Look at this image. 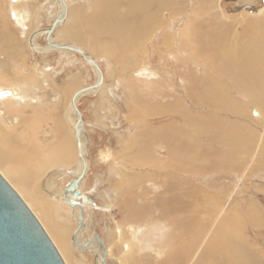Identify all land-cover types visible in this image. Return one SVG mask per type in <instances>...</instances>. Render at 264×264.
I'll return each mask as SVG.
<instances>
[{
	"label": "rangeland",
	"instance_id": "374dc122",
	"mask_svg": "<svg viewBox=\"0 0 264 264\" xmlns=\"http://www.w3.org/2000/svg\"><path fill=\"white\" fill-rule=\"evenodd\" d=\"M34 1L23 29L10 17V1L0 0L6 16H0V32L10 28L24 53L10 66L13 55L5 51L9 45L0 41V66L6 63L13 72L31 77L33 83L25 92L27 106L19 108L33 123L44 154L65 129L73 157L43 166L36 159L17 162L16 167L27 174L23 184L10 176L8 181L17 193L36 190L51 222L70 228V252L64 258L54 236L44 229L64 263L99 264L101 249L88 230L94 225L106 249V264H170L172 228L190 220L203 230L192 261L219 224L230 219L255 264H264V91L261 99L252 95L219 60L205 59L207 50L198 52L193 35L188 34L186 41L187 29L195 22L208 26L213 15L229 25L227 42L240 45L235 40L242 42L246 37L247 22L263 18L264 0H180L162 12L155 30L123 48L110 46L109 37L92 32L83 17L75 23L82 28L79 35L85 44L61 40L77 8L90 13V0H64V5L58 0ZM61 8L63 20L47 45L46 29ZM65 44L83 50L102 75V84L76 101L83 120L80 135L86 172L77 186L80 195L74 197L89 212L83 224V239L91 243L87 250L72 248L76 225L72 216L67 217L71 208L62 189L79 174L76 119L69 103L78 90L98 81V74L79 54L56 49ZM207 83L213 97L202 93ZM65 87L69 88L65 91ZM36 96L38 103H31L29 98ZM24 117L13 136L26 132ZM172 132L173 141L168 139ZM0 149H4L1 143ZM170 149L183 153L171 155ZM14 168L0 164L1 171ZM87 240L80 238L83 243Z\"/></svg>",
	"mask_w": 264,
	"mask_h": 264
},
{
	"label": "bare ground",
	"instance_id": "6f19581e",
	"mask_svg": "<svg viewBox=\"0 0 264 264\" xmlns=\"http://www.w3.org/2000/svg\"><path fill=\"white\" fill-rule=\"evenodd\" d=\"M9 1L13 6V10L10 12V17L11 13H13V19L20 23L23 29H27L25 23L29 15V10L32 9L35 1ZM178 1L180 0H124V3H122V0H90V4L88 5L90 13L86 11L85 8V10L81 7L77 8L75 14H72L69 24L66 26L63 34L60 37L61 40H73L77 43L85 44V38L79 35L82 28L78 23H75V19L78 17H83L85 19V23L88 22L93 27L92 32H95L98 35H107L109 37L110 46L123 48L135 41H139L143 35L151 33L153 30H155L159 24L160 15L162 12L165 10L168 11L172 6L176 5ZM0 13L2 18H6L5 11L2 12L1 8ZM63 17V8H61L60 14L57 18L59 19L58 24L63 20ZM207 23L208 26L204 27V25L200 22H195V24L190 27V29L186 30V41H189L188 39L191 37H188V34L193 35L191 40L197 45L198 52L201 53L205 50L208 51V56L205 59L208 61L213 60V63L219 60L222 68L233 71L236 76L240 77V82L249 87L250 91L252 92L251 94L261 99L263 96H261L260 93L264 91V16L259 21L251 22L249 20L247 22L246 25L250 28H248V31H246V37H244L242 42L235 40L236 43L240 44L236 46H233L232 43L227 42L226 36L230 32L228 27L229 25L223 24L222 21H219V19L213 15L209 18ZM253 24H256L257 27ZM8 29L3 27V30L0 32V41L4 45H9L7 46L9 49H6L5 51L8 53L10 52V54L13 55V58L11 57L12 63L8 62L10 66H13V64L16 65L15 59L17 60V58H21L24 53L23 46L18 45L19 40L17 38L15 39L14 33ZM235 36L236 35L233 36L234 39ZM88 58L92 60L90 56H88ZM30 78L31 77L28 76L26 77V75H21L20 72H13L12 68L6 66V63L4 67L3 65L0 66V87L9 85V87L0 89V91L4 90L10 92V95H1L0 97V143L4 148L0 149V164H5L9 169L16 167L17 162L19 164L20 161H25L28 158L33 160L36 159L38 162H40V166H43L46 163L62 162L66 160L68 161L70 160L71 156L73 157L72 145H68L67 134L64 131L65 129L58 133L59 135L57 142L51 146L46 155L43 152L44 149H41V144L38 143V138L33 132V128L31 127L33 123L30 122V118L26 120V118L23 116L22 109L19 108V106L23 104L26 105L25 103L28 99H26V97L28 96H26L25 92L30 90L29 86L33 83ZM23 84H26L28 88L26 87L23 90L20 86ZM68 88L69 87H65L64 90L66 91ZM212 89V86L208 85L207 83L202 93L204 92V94L214 96V90L212 91ZM38 99L39 98L37 96L31 97L29 98V101L35 104L38 103ZM38 109V107L35 109V115ZM68 110L69 112H72V108L70 106ZM23 117V120H25L26 124L25 128H27L26 132H22L21 134L18 133V135L13 136V134H15L17 131L18 126L21 125V118ZM23 120L22 124L24 122ZM36 120H38V118ZM60 125V129H63V124ZM202 125H205V123H202ZM79 130L82 132V128L79 127ZM173 133L174 132L168 134V139L171 141H173L175 138L173 137L174 135L172 136ZM169 153L171 155H182L183 150L170 149ZM82 154L84 157L85 149L83 145ZM76 157L78 159L77 173H79L81 169V158L78 156V153ZM35 168L36 166L34 169ZM30 170L32 169H29V171ZM13 172H16V174ZM0 175L6 181H8V177L10 176L13 177L15 181L22 183V177L26 176L27 174H24L21 170H19L18 167H16L12 170V172L0 170ZM28 176L31 177V175ZM62 192L67 200L71 199L83 208L77 198L72 195L67 196L64 193V190ZM18 193L30 210H32V213L35 215V217H37L41 222L42 227H44L46 231L49 230L54 236L59 244L60 249L56 244L55 245L60 251L62 257L64 254L69 253L70 240H68V234L70 228L67 226L61 227L51 222V218L45 212L47 210L42 204L39 203L40 201H38L36 190H32L30 194L27 195L25 191ZM25 195L29 201L24 199ZM38 215L42 217L44 222L40 220ZM229 220L230 219H224L223 222L219 224V226L211 235L210 240L202 249L199 256L192 261L191 259H193L195 256L194 254L198 248L199 240L201 239V233L203 230L194 224L192 220L174 224V228H172V243L169 246L171 254L169 263L255 264L256 261L249 251L244 239L240 236L238 237L237 231L234 230L231 221ZM75 230L76 227L71 235V241L74 240L80 242V238L82 236L81 234L84 231V225L82 230L76 236L73 235ZM237 237L239 240L234 242ZM94 244L96 245L98 243L96 242ZM99 247L101 251L99 254L97 253L98 263L102 264L103 258H106V249H103L100 245Z\"/></svg>",
	"mask_w": 264,
	"mask_h": 264
},
{
	"label": "water",
	"instance_id": "95a60500",
	"mask_svg": "<svg viewBox=\"0 0 264 264\" xmlns=\"http://www.w3.org/2000/svg\"><path fill=\"white\" fill-rule=\"evenodd\" d=\"M14 1V0H12ZM59 2L65 3L64 0H58ZM249 9L250 7H245ZM65 14V12H63ZM58 15V14H57ZM54 18L51 26L46 29L48 32L47 45H49V38L58 24V17ZM14 15L11 13V18ZM58 49H66L74 53L79 54L84 61H86L93 69L96 70L98 74V81L93 85L78 90L70 100L69 106L72 108L76 119V125L74 127L75 140L77 144V153L81 158V169L79 174L68 180L64 187V193L72 196H79L80 193L77 190V186L82 180L86 172V160L82 154V138L80 135V128H83V120L81 113L76 107V101L82 95L92 92L97 89L102 84V75L100 69L93 60H90L87 54L80 50L79 48L72 45H59ZM1 95H10L9 91H0ZM253 115H257L255 110L252 111ZM83 130V129H82ZM93 202L92 199H88ZM69 207L71 208V213L67 214V217L71 218L72 222L76 225L75 233L76 236L83 227L86 217L89 218V212L86 214L84 208L80 207L78 203L69 199ZM93 211H91V215ZM89 222V220H88ZM88 230H91L94 236L91 238L93 241L97 242L103 249L104 243L97 235L96 228L94 225L90 226ZM82 240L85 237L84 231L82 232ZM73 236V237H74ZM72 248H82L87 250L91 243L86 241H71ZM106 258H103L102 264H106ZM0 264H65L62 260L59 252L57 251L52 240L32 213L30 208L18 195V193L10 186V184L0 175Z\"/></svg>",
	"mask_w": 264,
	"mask_h": 264
}]
</instances>
